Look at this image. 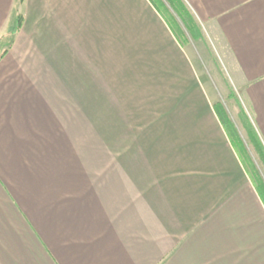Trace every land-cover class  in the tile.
Returning <instances> with one entry per match:
<instances>
[{"label": "crops", "instance_id": "0c3cea01", "mask_svg": "<svg viewBox=\"0 0 264 264\" xmlns=\"http://www.w3.org/2000/svg\"><path fill=\"white\" fill-rule=\"evenodd\" d=\"M158 3L220 45L264 167V0ZM170 24L0 0V264H264V193Z\"/></svg>", "mask_w": 264, "mask_h": 264}, {"label": "rangeland", "instance_id": "374dc122", "mask_svg": "<svg viewBox=\"0 0 264 264\" xmlns=\"http://www.w3.org/2000/svg\"><path fill=\"white\" fill-rule=\"evenodd\" d=\"M156 5H160L165 17L171 23L170 25L177 33L178 37L189 43V48L197 56L199 63L205 70L204 76L210 80L218 92L219 101L215 104V111L218 113L222 124L227 129L228 133L234 141V145L239 149L240 154L244 157L245 161L250 165L252 171L256 175L255 183L260 190L261 195L264 193V167L260 159V155L255 150L251 139L246 135L242 129L241 122L244 120L243 115L246 113V101L236 89L234 80L227 66H224L222 60L215 56L216 53L221 52L218 42L213 40L197 41V28H191L184 23L183 18L178 16L173 19L171 14L163 8V5L154 0ZM187 29V31H185ZM200 30V28H199ZM201 32V31H200ZM184 38H183V34ZM188 33V34H187ZM180 40V41H181ZM237 95L239 97H237ZM238 127V129H237ZM242 136V137H241ZM242 140V143H240ZM249 158V159H248Z\"/></svg>", "mask_w": 264, "mask_h": 264}, {"label": "trees", "instance_id": "16d2710c", "mask_svg": "<svg viewBox=\"0 0 264 264\" xmlns=\"http://www.w3.org/2000/svg\"><path fill=\"white\" fill-rule=\"evenodd\" d=\"M22 1V0H20ZM20 23H21V17L18 15L16 16V25H15V28L12 30V34L15 33L17 31V29L19 28L20 26ZM251 140L252 142L257 146V139H256V136H254L253 134H251Z\"/></svg>", "mask_w": 264, "mask_h": 264}]
</instances>
